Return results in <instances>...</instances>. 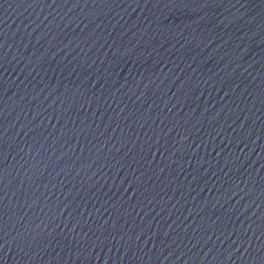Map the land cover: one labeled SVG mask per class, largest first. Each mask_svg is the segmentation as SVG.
Listing matches in <instances>:
<instances>
[{
	"label": "water",
	"instance_id": "95a60500",
	"mask_svg": "<svg viewBox=\"0 0 264 264\" xmlns=\"http://www.w3.org/2000/svg\"><path fill=\"white\" fill-rule=\"evenodd\" d=\"M0 264H264V0H0Z\"/></svg>",
	"mask_w": 264,
	"mask_h": 264
}]
</instances>
